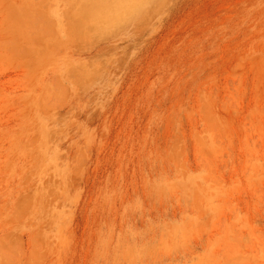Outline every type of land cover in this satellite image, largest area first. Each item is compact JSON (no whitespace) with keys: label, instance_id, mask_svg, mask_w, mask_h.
I'll use <instances>...</instances> for the list:
<instances>
[{"label":"rangeland","instance_id":"374dc122","mask_svg":"<svg viewBox=\"0 0 264 264\" xmlns=\"http://www.w3.org/2000/svg\"><path fill=\"white\" fill-rule=\"evenodd\" d=\"M0 264H264V0H0Z\"/></svg>","mask_w":264,"mask_h":264}]
</instances>
